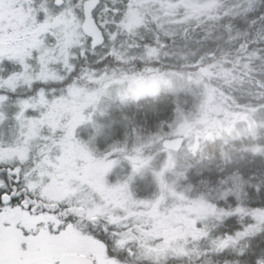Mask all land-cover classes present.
<instances>
[{"label": "snow or ice", "instance_id": "obj_1", "mask_svg": "<svg viewBox=\"0 0 264 264\" xmlns=\"http://www.w3.org/2000/svg\"><path fill=\"white\" fill-rule=\"evenodd\" d=\"M0 264H264V0H0Z\"/></svg>", "mask_w": 264, "mask_h": 264}]
</instances>
